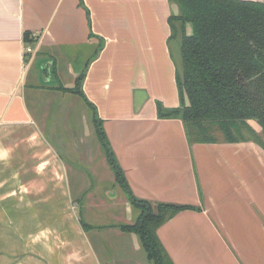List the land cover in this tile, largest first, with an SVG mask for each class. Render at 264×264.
Wrapping results in <instances>:
<instances>
[{
    "label": "crops",
    "instance_id": "0c3cea01",
    "mask_svg": "<svg viewBox=\"0 0 264 264\" xmlns=\"http://www.w3.org/2000/svg\"><path fill=\"white\" fill-rule=\"evenodd\" d=\"M177 13L175 0H0V264L151 263L135 234L107 227L133 223L124 195L106 193V218L93 203L83 230L65 164L29 104L81 75L133 196L193 207L156 229L169 263L264 264V150L190 143L180 119L157 116V104L180 105Z\"/></svg>",
    "mask_w": 264,
    "mask_h": 264
},
{
    "label": "trees",
    "instance_id": "16d2710c",
    "mask_svg": "<svg viewBox=\"0 0 264 264\" xmlns=\"http://www.w3.org/2000/svg\"><path fill=\"white\" fill-rule=\"evenodd\" d=\"M178 13L169 17L171 38L180 34V74L176 83L180 105L164 109L159 118L183 122L190 143L253 141L264 150V3L254 0H175ZM190 24L192 32L185 33ZM27 37V36H26ZM82 75L70 91L91 109L97 140L114 181L138 216L132 224L107 227L135 234L151 264H170L156 229L188 205L153 204L131 193L96 115L80 91ZM68 91V89H63ZM260 127V134L251 125ZM83 230L93 226L79 213ZM99 228L98 226H94Z\"/></svg>",
    "mask_w": 264,
    "mask_h": 264
},
{
    "label": "rangeland",
    "instance_id": "374dc122",
    "mask_svg": "<svg viewBox=\"0 0 264 264\" xmlns=\"http://www.w3.org/2000/svg\"><path fill=\"white\" fill-rule=\"evenodd\" d=\"M191 32L192 27L188 24L185 33L190 34ZM172 40L173 62L176 73L180 74V34ZM73 87L60 85L54 87L57 93L53 94L51 91L43 90V92L36 91L33 96L29 94L27 97L34 111L35 120L39 128L43 130L47 143L53 147L65 164L67 183L74 205L79 208V213L88 223H93L96 219L95 210L97 208L91 207L96 201H101L99 205L102 207L103 217L106 218L107 210L103 204L106 196L110 197L109 194L112 193L115 196L121 195L120 197L122 195L126 197V195L114 181V175L107 166L104 152L95 133L91 109L79 94L70 91ZM45 88L50 89L46 86ZM63 89H68V91ZM253 125L258 128L256 123ZM256 132L261 133L259 128ZM93 191L99 192L101 199L100 197L91 198L90 193ZM131 209L135 220L139 212L132 207ZM98 213L100 214V211ZM104 218L103 222L106 221Z\"/></svg>",
    "mask_w": 264,
    "mask_h": 264
},
{
    "label": "built area",
    "instance_id": "2783aa9c",
    "mask_svg": "<svg viewBox=\"0 0 264 264\" xmlns=\"http://www.w3.org/2000/svg\"><path fill=\"white\" fill-rule=\"evenodd\" d=\"M25 51H26L27 53H34V52H35L34 49H32L30 46H26V47H25Z\"/></svg>",
    "mask_w": 264,
    "mask_h": 264
}]
</instances>
